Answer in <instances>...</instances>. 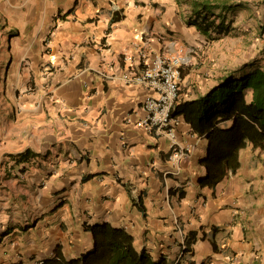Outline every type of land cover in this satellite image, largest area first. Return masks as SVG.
Returning a JSON list of instances; mask_svg holds the SVG:
<instances>
[{"label":"crops","instance_id":"crops-1","mask_svg":"<svg viewBox=\"0 0 264 264\" xmlns=\"http://www.w3.org/2000/svg\"><path fill=\"white\" fill-rule=\"evenodd\" d=\"M189 18L188 0H0V264L79 258L94 224L166 264H264V154L247 146L235 174L202 187L206 139L176 117L189 152L173 168L167 139L136 125L154 94L122 80L183 48L178 104L239 71L235 47L204 53Z\"/></svg>","mask_w":264,"mask_h":264},{"label":"trees","instance_id":"trees-1","mask_svg":"<svg viewBox=\"0 0 264 264\" xmlns=\"http://www.w3.org/2000/svg\"><path fill=\"white\" fill-rule=\"evenodd\" d=\"M188 2V24L208 39L232 34L237 12L249 11L248 4L235 0ZM254 5H264V0ZM250 14L244 19L252 18ZM116 21L111 18V23ZM249 30L264 48V22L257 20L256 27ZM171 117H182L195 134L206 139L207 155L202 161L206 174L200 185L214 188L237 172L239 154L247 146L264 154V69L244 64L204 96L176 103ZM89 231L91 251L72 260L56 252L52 264H166L162 259L154 261L145 249L138 251L132 236L121 229L94 224Z\"/></svg>","mask_w":264,"mask_h":264},{"label":"built area","instance_id":"built-area-1","mask_svg":"<svg viewBox=\"0 0 264 264\" xmlns=\"http://www.w3.org/2000/svg\"><path fill=\"white\" fill-rule=\"evenodd\" d=\"M191 52L179 48L175 53L156 56L140 75H123L127 85H136L150 90L154 95L147 96L142 104L144 116L136 122L146 133L155 138H165L169 145V162L179 169L189 152L178 140L175 127L177 120L171 117V111L179 98V84L182 69L189 62ZM128 60V58H126ZM145 64L148 58L140 54Z\"/></svg>","mask_w":264,"mask_h":264},{"label":"rangeland","instance_id":"rangeland-1","mask_svg":"<svg viewBox=\"0 0 264 264\" xmlns=\"http://www.w3.org/2000/svg\"><path fill=\"white\" fill-rule=\"evenodd\" d=\"M246 3L249 5L248 13L245 11L237 12L235 17L236 29L232 34L228 36H222L220 38L206 39V48L204 44L203 52L206 50L215 52L216 58L227 55L225 50H229L233 47L234 58H239L237 61L245 63H253V66L264 69V48L262 47L260 40L254 37L253 29L256 27L257 20L264 22V5H254L258 0H235ZM251 13V14H250ZM250 14L253 16L250 19L245 20L244 17ZM244 22V24L242 23ZM214 37V36H212ZM8 57V53L0 50V99H6L8 95L7 87L9 85V66L5 64V58ZM4 59V60H3ZM9 110L13 109L9 104Z\"/></svg>","mask_w":264,"mask_h":264}]
</instances>
